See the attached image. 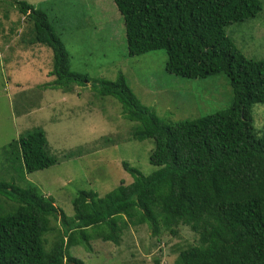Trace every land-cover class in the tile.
<instances>
[{"label": "trees", "instance_id": "1", "mask_svg": "<svg viewBox=\"0 0 264 264\" xmlns=\"http://www.w3.org/2000/svg\"><path fill=\"white\" fill-rule=\"evenodd\" d=\"M4 1L27 24L17 44L13 27L3 32L5 66L32 69L42 60L39 49L53 52L47 77L54 80L21 92L15 101L18 115L32 105L38 108L26 101L37 92L72 94L76 87L87 86L88 76L72 69L71 55L49 16L25 0ZM114 3L123 17L129 57L164 51L166 71L172 75L189 80L224 75L232 104L199 119L166 123L141 103L122 73L115 81L95 84V95L118 101L125 123L133 124L125 128L128 141H153L149 161L156 170L144 175L123 162L133 182L122 183L104 196L79 191L72 200L75 216L71 219L34 184L21 187L15 179L0 181V196L16 205L9 213H0V264H86L71 256L70 249L90 250L95 238L119 245L123 229L130 225H147L156 237L166 232L178 235L180 226L189 227L198 236L197 243L179 247L176 264H264V132L257 128L253 111L255 105H264V60L248 58L226 32L230 25L256 19L262 2ZM262 113L260 108L257 123ZM101 142L109 147L122 141L105 137ZM3 158L7 170L21 181L27 174L58 164L40 127L12 140L3 149ZM58 221L64 232L55 226ZM54 232L57 239L47 249L46 237Z\"/></svg>", "mask_w": 264, "mask_h": 264}, {"label": "rangeland", "instance_id": "2", "mask_svg": "<svg viewBox=\"0 0 264 264\" xmlns=\"http://www.w3.org/2000/svg\"><path fill=\"white\" fill-rule=\"evenodd\" d=\"M25 1L49 16L71 55L72 69L88 76L90 82L87 86L76 87L72 94L51 89L37 92L26 101L35 103L38 108L32 105L21 109L18 115L15 101L21 92L54 80L47 77L53 52L50 48L39 49L42 60H37L32 69L12 70V63L5 66L3 32L13 27L16 33L13 41L17 44L27 24L17 9H11L15 8L11 3L0 0V181L15 179L21 187L34 184L42 194L56 201V206L67 218L75 216L72 200L79 191L93 190L104 196L122 183L131 184L133 178L125 171L123 162L130 163L144 175L156 170L149 161L153 141H128L125 128L133 124L125 123L118 101L95 95V84L101 80L115 81L122 73L141 103L166 123L199 119L231 106L232 90L224 75L205 80L172 75L166 71L164 51L129 57L123 17L114 0ZM260 1L262 11L256 19L226 28L237 47L255 60H264V0ZM36 51L32 52L37 54ZM260 108L264 109V105H255L253 111L257 128L264 132L263 113L257 123ZM39 127L45 130L49 152L58 158V164L27 174L25 181H21L7 170L3 149L12 140ZM116 132L123 135L118 137ZM105 137L122 142L106 147L101 142ZM73 151L82 153L65 157ZM15 206L0 196V213H9ZM55 226L64 232L61 222ZM57 236V232L47 235V249L52 247ZM197 238L185 226H180L178 235L166 232L156 237L147 225H130L123 229L119 245L95 238L90 250L77 246L70 249V254L86 264H176L178 248L196 244Z\"/></svg>", "mask_w": 264, "mask_h": 264}]
</instances>
